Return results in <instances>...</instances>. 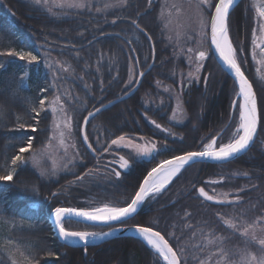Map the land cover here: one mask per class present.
<instances>
[{"label":"trees","instance_id":"1","mask_svg":"<svg viewBox=\"0 0 264 264\" xmlns=\"http://www.w3.org/2000/svg\"><path fill=\"white\" fill-rule=\"evenodd\" d=\"M127 4L121 11L101 17L87 9L51 7L49 11L35 5L33 0H0V51H30L40 61L28 65L17 57L0 56V64H3L0 67V174H4L6 167L11 169V159L18 154L19 147L26 144L23 138L33 137V149L23 154L27 163L17 167L13 181L0 182V264H11L9 252H15L17 248L25 255L34 256L39 264H156L154 252L137 238H115L89 245L86 252L85 247L65 245L55 236L50 215L55 207L92 208L130 200L146 170L141 169L143 163H135L119 179L112 173L115 164L108 162L116 159L117 156L111 154L116 148L104 149L120 135L131 139L144 137L158 146L167 144L156 157L169 159L189 150H198L201 138L217 137L220 142L222 137L227 143L234 130L225 129L224 125L231 114L230 104L237 99V89L231 77L216 63L212 52L204 64L200 82L183 92L185 121L176 123L172 119L173 97L169 98L161 91L157 96L154 88L157 80L162 85L178 86L164 71L160 1L129 0ZM254 17L252 0H241L230 15V37L235 47L243 48L239 54L240 60L246 61L242 70L253 83L257 95L260 116L257 139L247 153L233 162L198 163L186 167L156 203L146 201V206L156 208L153 227L158 228L166 239H170L167 233L175 231L183 244L199 242V237L196 241L190 240V230L184 227L183 217L187 211L191 213L189 223L197 226L198 221H208L207 226L215 227L217 234L227 237V247L235 250L244 247V237L227 228L217 213L227 216L232 211L244 212L249 220L264 215V84L256 77L251 54ZM132 20L144 32L137 29ZM48 59L68 65L73 73L57 83L68 86L77 98L70 110L79 137L89 112L134 88V85L128 87L130 67L133 65L137 71H146L153 59L155 61L134 96L102 112L89 123L86 134L94 154L81 141L80 163L75 164L70 173L47 182L31 167L29 159L50 141L51 136L52 114L45 108L36 117L32 111L33 107L39 109L41 99L46 105L54 96L51 72L46 66L50 62ZM25 72L28 75L23 77ZM159 96L166 98L164 103L157 101ZM17 118L20 123L34 125L37 131L33 133L28 127L20 128ZM153 120L172 135L157 129L151 123ZM115 151L120 153L123 149ZM226 168L247 173V176L222 175ZM213 179L219 182L209 184L208 181ZM200 187L206 191L212 187L229 191L233 196L238 194L240 205L222 206L204 201L198 196ZM76 226L88 231L107 230L75 222L65 225L70 230H76ZM9 239L12 244L7 243ZM170 243L175 245L171 239ZM257 247L250 246L249 250L255 251ZM49 252L52 255H48ZM16 255L19 258L18 252Z\"/></svg>","mask_w":264,"mask_h":264},{"label":"snow or ice","instance_id":"2","mask_svg":"<svg viewBox=\"0 0 264 264\" xmlns=\"http://www.w3.org/2000/svg\"><path fill=\"white\" fill-rule=\"evenodd\" d=\"M33 2L37 6H48V0H33ZM127 2L128 0H118L116 6H126ZM186 2L192 15L184 23L177 25L180 29V31L176 32L177 42L181 38L192 40L193 36L190 33L193 30L199 37L195 41L196 48H187L189 65H194V70L189 71L188 78L189 80L199 79V73L204 67V61L208 59V51L202 50L203 45L207 43L209 50L214 48V54L218 56L219 60L234 77V85L237 89L235 90L237 99L233 100L231 105L234 115L230 114L228 122L224 125L225 129L231 130L234 128V130L231 131V136L227 143L223 142L222 137H220V142H218L217 137H210L206 140L205 138H201V145L198 150H189L183 154L174 155L171 159L161 160L143 178L142 183L138 186V190L135 191L129 201H125L122 204L104 203L103 205L92 208L55 207L52 215L59 237L66 242H82L85 245V252L90 241L103 239L111 235L112 232L70 230L65 227L66 224L83 219L93 223L108 224L112 228V231H117L118 229L114 227V222L123 225L127 224L129 220L135 219L134 214L138 212V209L143 206L145 201L155 199L160 195L168 184L172 182L173 178L181 173L186 166L191 167L197 161L205 159L228 162L238 155L246 153L257 135V129L260 123L257 95L254 91L253 83L249 81L242 70V64L246 61H241L239 54L243 51V48L242 46L240 48L235 47L230 37V15L231 11L237 5V0H186ZM58 6L79 9L90 7L88 0H63V3ZM111 6L105 5V7ZM170 7L174 9V12L170 11L166 16L162 12V18L166 20V28L174 23L173 16L179 18L184 12L183 4L173 3ZM252 8L255 11V26L252 29L251 41L252 58L256 63L264 65V0H252ZM49 11H51L50 8ZM193 23L196 25L195 29L191 27ZM132 24L141 32L144 31L135 20H132ZM148 38L151 39V37ZM169 39H172V37H169ZM181 50L183 52V48ZM0 56L17 57L21 61H26L28 65L40 63L37 55L32 54L30 51H0ZM257 56H259V59H257ZM46 66L49 69L59 67L61 71H68V68H65L62 63L55 65L46 63ZM0 67H3V64H0ZM27 75V72L23 73V77ZM139 75L142 76L143 73H139ZM134 76V69L130 68L129 84L134 82ZM259 78L261 81H264V75H260ZM55 79H58V77L54 76ZM181 83H183V80ZM157 84L159 86V82ZM55 86V84L52 85V87ZM164 90L169 91L168 88ZM39 106V109L32 108L36 117H39L40 111L45 109L44 99L39 101ZM48 107L54 116L59 114V119L54 120V136L52 139H58L59 146L64 148L65 155H67L69 147L76 148L75 143L67 144L65 142L72 138V117L67 113L65 103L62 102L59 94L53 96L48 102ZM179 107L180 105L178 104ZM100 111V108H96L94 112L88 113V117H95L96 113ZM88 117L84 118L85 124L88 123ZM172 119H176L175 112L173 113ZM234 120L235 123L233 124ZM17 122L20 128L28 127L33 133L37 131L34 125L20 123L19 118H17ZM36 123L38 124L39 121L37 120ZM151 123L157 129L168 131V134L172 135L169 130L161 128V125L156 123L155 120L151 121ZM23 139L26 140V144H22L18 149V154L11 159V169L6 167L4 174H0V182L8 184V182L13 181L16 176L17 167L27 163L23 154L33 149V137L29 136ZM140 139L143 140L142 144L134 143L131 138L126 140L124 135H120L112 139L104 151L112 149V146H115L116 149L131 148L137 157H152L154 159L157 154H160L162 149L167 148V144L158 146L153 140L145 139L144 137H140ZM88 141L89 137L84 135L83 142L87 144L89 149H92L93 145ZM49 147H51L50 144ZM46 151L47 149H41L40 154L43 155ZM111 154L115 157L117 152L112 150ZM76 155H79V153H76ZM31 158L34 164L37 163V155L35 153H33ZM67 163H73V158L70 157ZM108 164H116L120 169L125 170L130 167V161L124 155H120L118 159L110 160ZM112 173L117 179L121 176V172L116 168L112 169ZM44 174L43 171L40 172V175ZM243 175L247 176V173ZM78 179H82V177H78ZM218 182L216 179L208 181L212 185ZM243 190L240 189V191ZM53 195L56 194L53 193ZM229 195L230 193L226 192L218 193L215 189H212V194H209L204 187L198 189V196L202 197L204 201H211L222 206H239L241 197L237 194L234 199H229ZM217 215L219 220L227 228L231 229L233 233L238 231L240 236L244 237V247L235 250L229 249L226 245L227 237L217 234L215 227L207 226L209 222L206 220L198 221L197 226L192 225L188 222L191 213L187 211L184 212L183 217L184 227L190 230L189 239L196 241V238L199 237V242L183 244L181 242V236H178L173 231L166 235L175 241L174 245L170 243V239H166L165 235L161 234L158 228H154L151 222L147 225H137L135 231L153 250L156 257V264H190V261L191 264H264V215L256 216L251 220L247 218L244 212L237 214L235 211H232L227 216L222 213H217ZM200 224L206 225V227H201L199 226ZM7 243L12 244L13 242L9 239ZM253 245L258 247L255 251H250V246ZM192 249L195 251H192ZM206 249H210L211 251L206 252ZM17 252L19 253V258L16 255ZM48 255H52V253L49 252ZM8 259L11 261V264H39L34 256L25 255L18 248L15 252H9Z\"/></svg>","mask_w":264,"mask_h":264},{"label":"rangeland","instance_id":"3","mask_svg":"<svg viewBox=\"0 0 264 264\" xmlns=\"http://www.w3.org/2000/svg\"><path fill=\"white\" fill-rule=\"evenodd\" d=\"M159 1H160V5H161V11H160V15H159V17H160L159 18L160 30H161V35H162L161 37H162L163 42H164V55H163L164 71L166 72L167 76H169L170 78L174 79L177 82L178 86H177V88H173V87L168 86V85H162L161 82H159L157 80L154 82V88L156 90L157 96L160 95V93L158 94V92L161 91L167 97H169V98L173 97L174 112L176 115V119L174 121L176 123H183L185 121V116H186L185 109L183 107V101H182L183 92L186 91L187 88L191 87L193 84H195V83L198 84L202 78V70L199 73V79L198 80H189V78H188V73H189V71L194 70V65L193 66L189 65V62L187 59V48L188 47L196 48L195 41L198 40L199 37L196 35L195 31L193 30L190 33L193 36L192 40H186V39L181 38L179 40V42H177L176 32L180 31V29L178 28L177 25L179 23H184L187 20V18L192 15V12L189 9V6H188L186 0H159ZM88 2H89L90 7L84 8V9H87L90 12H94L98 16H101V17H105L109 14L121 11L122 9H124L128 5L127 4L126 6H122V7L116 6L118 4V0H88ZM61 3H63V0H48V6H44V7L46 8V10H49V8L51 9V7H54V9H59V10H74V9L84 10V9L72 8V7H59L58 5ZM173 3L183 4L184 12L179 18L173 16L174 23L172 25H170L168 28H166L165 27L166 20L162 18V12L164 13L165 16L170 11L174 12V9H172L170 7ZM166 4H167V6H166ZM105 5H112V6L111 7H105ZM98 9H99V11H98ZM191 27H192V29H195L196 28L195 23H193L191 25ZM169 37H172V39H169ZM182 48H183V52L181 50ZM202 50L208 51V57L211 55V50H209L207 43L203 45ZM257 52H258V50H257ZM251 54H252V48H251ZM257 59H259V56H257ZM48 60H50V62H47V64H54V65L55 64H61L60 62H57L53 59H48ZM207 60L204 61V64L207 63ZM254 63H255V67H256L255 68L256 77L260 80L259 76L264 75V65L258 64L255 61H254ZM64 67L68 68V71H61L59 69V67H53L51 69L48 68V70L51 72L50 78L52 80V83L56 85L55 87H53L54 96L57 94H59L61 96L62 102L65 103V108L67 109V113L72 117V129H73L72 138H71V140H66L65 142L67 144L75 143L76 148L73 149V148L69 147L68 154L65 155V150H64V148L59 146L58 139H52L54 136V120L59 119V114L54 116L51 109L48 107V102L53 98L52 97L50 100H48L46 102L47 104L45 105L46 110H48L52 114L50 141L44 147H41L34 152L37 155V163L34 164L32 161V158L29 159L31 167L38 173V175L43 180H45L47 182L52 181V180H57L61 175L70 173L72 171V168L74 167V165L80 163L79 161L81 158L80 146H81L82 137H79L77 134L76 125H75V122H74V119L72 116V112L70 110V106L73 105V103L77 100V98H76V96L72 95V91L68 86L64 85L63 83H61V84L57 83V82L61 81L60 80L61 78H63V79L65 77L69 78V73H72L69 70L68 65H64ZM130 68L134 69L135 76H134V82L131 84L128 83V87H132L133 85L135 87V85L138 81L139 72L141 70L137 71V69L133 65ZM258 70H259V72H258ZM141 72H144V71H141ZM54 76L58 77V79L54 80ZM82 78L83 77H81V79ZM182 80H183V83H181ZM157 82H159V86H158ZM261 82L264 84V81H261ZM165 88H168L169 91H165L164 90ZM165 99L166 98H162L159 96V100H157V101H159V103L161 104V103H164ZM232 102L230 105H232ZM178 104L180 105L179 108H178ZM230 113L232 115H234V112H233L231 106H230ZM61 127H63V125H61ZM127 139L128 138H126V140ZM132 141L134 143H141V144L143 143V140H141L140 138L132 139ZM49 144L51 145V147H49ZM112 147L116 148L115 146H112ZM41 149H47V151L44 152L43 155H41L40 154ZM121 149H127V150L132 151L131 148H121ZM76 153H79V155H76ZM133 153L135 154V152H133ZM70 157L73 158V163H67V161ZM135 158L141 159L142 157H137L135 154ZM147 158H150V157H147ZM41 171H43L45 174L40 175ZM243 174L244 173H239V172L234 171L230 168H226V170L224 171V174H222V175L240 176ZM83 182H84V180H83ZM212 189H215V188L214 187L209 188V191H208L209 194H212ZM215 190L218 193L219 192H225V191H221L218 189H215ZM227 193H230L229 199L235 198V196H233L232 192L227 191ZM85 202H86V200H85ZM73 227H75V226H73ZM74 229H76L77 231L78 230L88 231L86 229H82L81 227H77ZM235 233L239 234L238 231ZM210 251L211 250L208 249L207 252H210Z\"/></svg>","mask_w":264,"mask_h":264},{"label":"water","instance_id":"4","mask_svg":"<svg viewBox=\"0 0 264 264\" xmlns=\"http://www.w3.org/2000/svg\"><path fill=\"white\" fill-rule=\"evenodd\" d=\"M240 2H241V0H237V5H238ZM237 5H236V6H237ZM236 6H235V7H236ZM234 9H235V8H234ZM232 11H233V10H232ZM232 11H231V12H232ZM143 32H144V31H143ZM150 41H151V43H152V40H151V39H150ZM209 42H210V40H209ZM152 49H154L153 44H152ZM211 52H212V55H213L215 61L217 62V64H218V65L221 67V69H222L226 74H228L229 77H231V79L234 81V77H233V75L231 74V72H230V71H229V70L223 65V63L219 60L218 56L214 54V48L211 49ZM154 61H155V59H153L152 64L150 65V67H149L146 71H144V72H141V71H140V72H139V73H143V75H142V76H141V75L138 76V81H137V83H136V85H135V87L133 88L132 91H130V92L127 93L126 95H124V96H122V97H119L118 99H116V100H114V101H112V102H110V103H108V104H106V105L100 107L101 111L98 112V113H96L95 117L98 116L99 114H101L102 112H104V111H106V110H108V109L114 107L115 105H117V104H119V103H121V102H123V101H125V100H128V99H130L132 96H134V95L138 92V90L140 89V87H141V85H142V82H143V80H144L145 75H146L148 72H150V71L152 70L153 65H154ZM245 76L247 77L246 74H245ZM247 78H248V77H247ZM248 79H249V78H248ZM249 81H250V79H249ZM250 82H251V81H250ZM251 83H252V82H251ZM253 88H254V86H253ZM254 91H255V89H254ZM257 107H258V100H257ZM94 111H95V110H94ZM94 111H92V112H94ZM258 114H259V108H258ZM86 117H88V115H87ZM93 118H94V117H88V123H87V124H85L84 121H83V124H82V127H81V137H82V142H83V137H84V135H87V134H86L87 127H88L89 123L92 121ZM259 127H260V123H259V125H258L257 135H256V137L254 138V142L250 145L249 150L251 149V147L253 146V144L255 143V141H256V139H257L258 132H259ZM88 142H89V141H88ZM83 144H84V146L88 149L89 152H91L92 154H94L93 149H89L88 146H87V144H85L84 142H83ZM249 150H247L246 153H247ZM244 154H245V153H242V154L238 155L236 158H233L232 160H230V161H228V162H219V161H214V160H210V159H205V160L197 161V162L194 163V164H198V163H202V164H225V163H229V162H233V161H235L237 158L241 157V156L244 155ZM169 159H171V158H169ZM194 164H193V165H194ZM186 167H188V166H186ZM186 167H185V168H186ZM130 168H131V163H130V167H129V169H130ZM129 169H127V170H125V169H120L119 171H120L121 173H128V172H129ZM182 171H183V170H182ZM182 171H181V172H182ZM180 174H181V173H180ZM178 176H179V175H178ZM171 184H172V183H171ZM171 184H170V185H171ZM170 185H169V186H170ZM146 201H147V200H146ZM146 201H145V203H146ZM145 203L143 204V206L145 205ZM143 206H142L140 209H138V212H137L136 214H134L135 217H136V215H138V214L140 213V211H141V209L143 208ZM52 213H53V212H52ZM129 221H130V220H129ZM50 223H51V225H52L53 232L55 233V236L59 239V241H60L61 243L65 244V245H68V246H73V247H85V245H84L82 242H73V241H67V242H66V241H64L63 239H61V238L59 237L58 230L56 229V226H55V223H54V217H53L52 214L50 215ZM76 223H79V224H81V225H85V226H89V227L106 228L107 230H106L105 232H109V231L112 232L111 235L106 236V237H104L103 239H97V240H94V241H90L89 244H88L87 246H89V245H97V244H101V243H103V242H105V241H109V240H112V239H115V238H122V237H132V238H137V239L140 240V238L138 237L139 235H138V234L136 233V231H135V227H136V225H132V226H120L121 224H119V223H115V222H114V227H116L118 230H117V231H112V228H111L108 224H104V223H99V222L93 223V222H90V221H87V220H83V219L78 220ZM117 226H119V227H117Z\"/></svg>","mask_w":264,"mask_h":264},{"label":"flooded vegetation","instance_id":"5","mask_svg":"<svg viewBox=\"0 0 264 264\" xmlns=\"http://www.w3.org/2000/svg\"><path fill=\"white\" fill-rule=\"evenodd\" d=\"M115 150H119V149H115ZM121 152H123L125 155H127L125 157L127 159H129V161L131 163V168L129 169V171L132 169V167H133V165L135 163L136 164L143 163V165H141V169L146 170V173H145L144 177L147 175V173L149 171H151V169L153 167H156L161 160H164V159H161L160 157H156V156H155L154 159L152 157H150V158L142 157L141 159H137V158H135V154L132 151L127 150V149H123V151H121ZM121 152L120 153H117L116 159H118L120 155H123V154H121ZM114 168H116L118 171L120 170L119 166L116 165V164L114 165ZM122 174H124V173H121V176H122ZM161 195H162V193L160 195H158L155 199H152V202L156 203L157 200H158L157 198L159 196H161ZM172 203H173V201L172 202H169V203H166L165 205L159 206V208L166 207V206H168V205H170ZM155 210H156L155 207H149V206H146V204H145L143 206V208L141 209L140 213L138 215H136L135 219L130 220L127 224H123V225H120V226L147 225L148 222L149 223L152 222V224H153L152 226H154L155 220H156L154 218V213H155L154 211ZM153 219H154V221H153ZM117 227H119V226H117Z\"/></svg>","mask_w":264,"mask_h":264},{"label":"bare ground","instance_id":"6","mask_svg":"<svg viewBox=\"0 0 264 264\" xmlns=\"http://www.w3.org/2000/svg\"><path fill=\"white\" fill-rule=\"evenodd\" d=\"M179 174H180V173H179ZM179 174H178V175H179ZM178 175H177L176 177L173 178L172 182L178 177ZM172 182H171V183H172ZM171 183H170V184H171ZM170 184H168V186L164 189V191L169 187ZM164 191H163V192H164ZM138 237H139V236H138ZM139 238H140V240H141V241H142V242H143L148 248H150V247L146 244V242L143 241V239H142L141 237H139ZM73 242H80V241H73ZM150 249H151V248H150ZM151 250H152V249H151ZM152 251H153V250H152Z\"/></svg>","mask_w":264,"mask_h":264}]
</instances>
